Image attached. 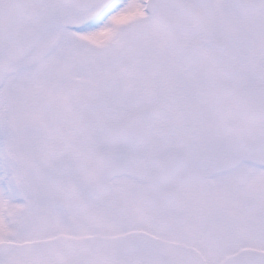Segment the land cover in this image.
<instances>
[{
  "label": "snow or ice",
  "instance_id": "obj_1",
  "mask_svg": "<svg viewBox=\"0 0 264 264\" xmlns=\"http://www.w3.org/2000/svg\"><path fill=\"white\" fill-rule=\"evenodd\" d=\"M0 264H264V0H0Z\"/></svg>",
  "mask_w": 264,
  "mask_h": 264
}]
</instances>
